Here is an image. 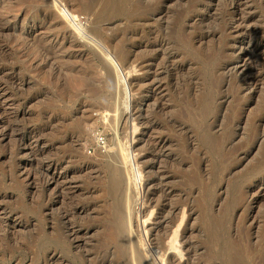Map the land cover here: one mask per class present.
I'll return each instance as SVG.
<instances>
[{"label": "rangeland", "instance_id": "obj_1", "mask_svg": "<svg viewBox=\"0 0 264 264\" xmlns=\"http://www.w3.org/2000/svg\"><path fill=\"white\" fill-rule=\"evenodd\" d=\"M234 2L0 0V264H264V0Z\"/></svg>", "mask_w": 264, "mask_h": 264}, {"label": "bare ground", "instance_id": "obj_2", "mask_svg": "<svg viewBox=\"0 0 264 264\" xmlns=\"http://www.w3.org/2000/svg\"><path fill=\"white\" fill-rule=\"evenodd\" d=\"M240 3H241V0H235V2H234L235 6H239ZM69 16H71L72 18H74L75 15H73L72 13H69ZM237 18L235 17V19H234L235 20L234 22H236L235 29H237L239 26H241L242 23L247 19L245 17H239L238 19ZM204 36L206 37L207 34L204 35ZM129 107L130 108H134L131 104L129 105ZM117 120H118V122H120V121L123 120L122 113H120L118 115ZM126 121L129 122L130 120L127 118ZM130 136L132 137V134ZM132 140L133 139H131V143H130V147L131 148L136 145V142L134 143V142H132ZM115 156H116V154H113L112 153L111 155H109V160L112 161V159H115ZM57 165H60V164L56 163L54 166L56 167ZM66 177H67V174H65V173H59L58 171H55L52 174H50V178H49L50 179V182L55 185L56 192H58V194H60V192L62 190V185H63L62 183L64 182V180L66 179ZM142 188L144 190V197H145V202H146V199H148L147 198L148 192H147V183L145 181L140 184V189H142ZM261 189H263V183H258L257 184V191H261ZM145 202L143 204L141 203L142 206L140 208V212H142V215H144V211L146 210V207H147L146 204H145ZM142 228H143L144 233L147 234L146 222H145V219L143 217H142ZM182 245L184 246L185 244H182Z\"/></svg>", "mask_w": 264, "mask_h": 264}, {"label": "built area", "instance_id": "obj_3", "mask_svg": "<svg viewBox=\"0 0 264 264\" xmlns=\"http://www.w3.org/2000/svg\"><path fill=\"white\" fill-rule=\"evenodd\" d=\"M96 137H97V143H98L99 145H103V144H104V139H103V137H102V136H99V135H97Z\"/></svg>", "mask_w": 264, "mask_h": 264}]
</instances>
